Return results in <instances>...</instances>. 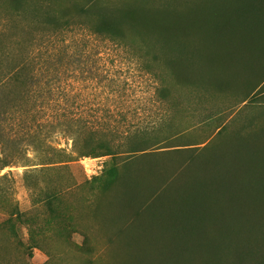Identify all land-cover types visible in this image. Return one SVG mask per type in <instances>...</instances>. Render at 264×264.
<instances>
[{"label":"rangeland","instance_id":"obj_1","mask_svg":"<svg viewBox=\"0 0 264 264\" xmlns=\"http://www.w3.org/2000/svg\"><path fill=\"white\" fill-rule=\"evenodd\" d=\"M83 1L21 0L20 9H15L11 0H0V79L7 78L3 106L13 114L21 110L19 122L4 125L7 154L24 156L0 170V264H175L169 261L171 254L176 256L169 238L128 224L135 207H124L119 192L98 200L109 158L78 157L69 134L59 131L61 123L72 119L109 124L118 132L128 125L152 130L163 122V137L169 141L161 147L177 146L181 153L171 154L176 148L149 150L141 160L146 166L161 165L164 174L178 166L185 171L188 161L197 158L201 163L214 154L205 181L195 185L200 181L195 179L179 188L176 203L214 204L210 217L216 220L214 242L219 245L213 260L212 252H184L181 264H264V183L260 181L264 175V87L259 90L264 83V43L250 50L240 30L229 26L219 31L211 20L214 47L201 31L200 45L188 57L195 72L214 80L210 87L201 88L178 81L160 60L153 61L149 71L143 58L138 61L125 49L92 35L91 19L73 17L74 3ZM231 4L232 0L152 2L168 11L177 8L179 13L206 7L229 9ZM64 10L82 27L60 35L42 20ZM203 16L198 15L202 22ZM211 49L214 64H205ZM20 66L25 67L19 80L11 79ZM194 74L196 81L202 77ZM27 83L39 93L36 112V100L25 98ZM163 86L169 92L166 100L160 96ZM255 89L259 92L251 98ZM204 141L198 147L189 146ZM207 144L209 150L201 151ZM221 155L233 172L238 170V186L232 192L208 179L214 159ZM125 156L118 162L124 163L128 177L137 165L126 163ZM255 168L261 171L255 173ZM193 175L189 172L187 179H194ZM248 179L255 184L244 187L241 181ZM14 210L22 214L21 221L11 216ZM13 224L19 236L11 231ZM176 261L179 264V258Z\"/></svg>","mask_w":264,"mask_h":264},{"label":"trees","instance_id":"obj_2","mask_svg":"<svg viewBox=\"0 0 264 264\" xmlns=\"http://www.w3.org/2000/svg\"><path fill=\"white\" fill-rule=\"evenodd\" d=\"M11 1L15 5V9H20L21 0ZM153 1L85 0L74 3L75 14L73 17L84 20L91 19L93 23L90 26L88 25V29L92 35L104 38L117 47L125 49L137 60L139 57L143 58L146 61L144 68L149 71L151 67L153 68V61L160 60L172 71L178 81L197 85L201 88L210 87V84H214V80L205 73L195 72L190 67L192 62L188 57L192 49L196 50L199 47L200 42H198V39L202 38H200L201 31L209 35L207 40L203 38L211 47H214L212 25L209 23L211 20L212 23L218 25L219 31L229 26H234L240 30L241 36L245 40V45L250 50L256 49L260 41L264 43V0H232L229 9L223 7V9L214 11V8L206 7L196 10L191 9L187 13H179L176 10L177 8L172 9L173 11H168L167 8L152 6ZM202 13L204 14V22L198 18V15ZM218 17L221 21L218 20ZM42 21L43 24L52 27L60 35L74 28L82 27L81 24H76L77 22L73 21V18L69 16L66 10H64V13L47 14ZM190 21H192L191 24ZM218 21H220V24L216 23ZM240 42L241 39L236 45L238 44L239 46ZM136 46L138 49L135 50ZM205 49L207 51V48ZM210 52L213 53L205 56V64L211 65L214 64V49H211ZM24 67L20 66L11 79L19 80L20 72L23 71ZM194 73H201L202 77L196 81L193 78ZM156 76L159 79H163L161 75ZM3 78L0 79V154L4 157L0 159V170L13 163H19L24 159V156H9L7 154L9 138L5 134L4 125L8 122H19L20 116L18 114L21 113V110H16V113L13 114V112L3 106L6 88L5 79H7L6 77ZM26 86L25 98L36 100L33 107V111L36 112L39 93L35 90V86L33 87L32 85L31 87L29 83ZM263 87L264 85L259 90ZM259 90L255 89V92L253 91L250 94L251 98L255 97ZM168 95V90L163 86L160 90L161 98L166 100ZM248 104L247 102L246 105ZM26 113L29 114L28 111ZM35 120L37 119H34V123H36ZM163 128L164 124L161 122L160 124H155L152 130L140 125L133 127L128 125L124 132H118L115 127L109 124H84L79 119H72L68 123L59 125V131H63L71 137L73 148L78 157L109 158L104 172L103 183L98 193L99 201H102L105 196L113 191L119 192L124 202V207L129 205L135 207L133 210L135 212L134 218L128 222L130 226L169 238L172 249L176 252L175 257L172 254L169 256V261L178 264L176 260L179 258V264H181L180 257L184 252L187 255L200 252L211 254L212 252L213 257L211 260H213L214 249L219 245V243L214 242V223L216 220L214 219L213 221L210 217L214 215V204H203L199 207L196 203L195 205L189 203V200L185 204L181 203V205H178L176 197L179 188L182 189L189 186V181L191 184L193 180L199 179L198 183H192L195 185L205 181L203 178L204 173L209 171L207 168L212 165L214 154H211L210 157L201 163L197 161V158H194V162L188 161L186 165L190 167L185 171L179 169L178 167L180 166H178L164 174L161 165L152 163L150 166H146L141 159L144 160L145 155L148 154L146 152L149 150L176 148L177 150L170 151L171 154L181 153L179 152L181 149L177 146L161 147L169 141L168 137H163ZM29 129L27 133L32 138L34 132L31 131L30 127ZM222 133L223 130L221 129L219 134ZM205 141L189 146L198 147L206 144ZM209 148V144H207L203 146L201 151L207 152ZM123 155L129 158L126 163L137 165V170L128 177L124 171V163L121 166L118 162V158ZM224 160H226L225 155L214 159V172L213 174L208 173L210 175L208 179L211 182L214 181V186L216 184L218 187L224 185L227 191L232 192L234 191L233 188L238 186L237 182H235L237 178L235 172L238 170L233 172L231 163L228 161L223 163ZM243 167H245V164ZM248 167L250 168L249 165ZM213 168L210 170L212 171ZM260 169L255 168L253 172L257 173ZM189 172H194V179H187ZM230 180H233L231 185L229 184ZM260 181L264 183L263 174L260 176ZM241 183L245 187L252 185L253 181L248 179V181L243 180ZM217 190L214 187V191ZM224 193L231 195V193L226 191ZM11 216L13 218L16 217L20 221L22 220V214L18 210H14ZM171 219L174 220L172 224H170ZM9 222H11V218ZM11 227L12 233L19 236L18 226L13 224ZM207 227L211 229L206 232L208 230ZM211 233L212 235H209ZM197 246L202 247V249L198 250ZM30 255L32 257L33 254L30 253Z\"/></svg>","mask_w":264,"mask_h":264},{"label":"crops","instance_id":"obj_3","mask_svg":"<svg viewBox=\"0 0 264 264\" xmlns=\"http://www.w3.org/2000/svg\"><path fill=\"white\" fill-rule=\"evenodd\" d=\"M262 84L264 85V83H262ZM263 85H262V86H263ZM260 88H261V87H260Z\"/></svg>","mask_w":264,"mask_h":264}]
</instances>
